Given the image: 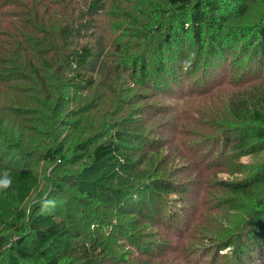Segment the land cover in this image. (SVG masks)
<instances>
[{
  "label": "rangeland",
  "instance_id": "obj_1",
  "mask_svg": "<svg viewBox=\"0 0 264 264\" xmlns=\"http://www.w3.org/2000/svg\"><path fill=\"white\" fill-rule=\"evenodd\" d=\"M91 2L0 0V171L8 165L38 179L21 205L9 196L16 182L0 191V214L14 213L0 219L4 249L52 186L51 214L93 254L58 264H264V234L259 245L252 240V227L264 221V186L253 184L264 174V149L241 144L264 127L253 119L256 110L264 114V56L250 45L264 0H247L242 15L233 7L224 12L229 20L214 33L225 50L216 55L207 52L209 35L201 49L192 31L176 43L168 0H99L89 14ZM148 23L164 28L149 32ZM64 26L71 33L61 36ZM27 34L43 38L33 58L43 81L29 74L33 53L21 45ZM55 43L88 46L87 65L73 71L93 85L67 81V68L59 86L49 64ZM189 53L194 60L185 72ZM241 101L249 112L239 117L232 103ZM12 104L26 110L12 112ZM117 132L125 163L96 164L93 150ZM61 147L65 159L49 158V149ZM156 182L170 192L148 189ZM19 211L25 217L13 221Z\"/></svg>",
  "mask_w": 264,
  "mask_h": 264
},
{
  "label": "trees",
  "instance_id": "obj_2",
  "mask_svg": "<svg viewBox=\"0 0 264 264\" xmlns=\"http://www.w3.org/2000/svg\"><path fill=\"white\" fill-rule=\"evenodd\" d=\"M98 1L99 0H92V2L88 5L86 11L89 13L93 9H97L96 5ZM168 3L170 6L174 7V13L176 15V17L174 18L176 19V25H174L172 29V36L174 40H176V43H181V41L179 40L185 37L190 31H192L191 40L193 41V43L197 42L196 45H198L199 43L200 46H198V48L201 49L202 36L204 34L209 35L208 42L212 45V50L210 52L209 46L207 45V52L209 54L213 53L214 55L225 50L222 44L223 40H218L216 38V34L219 33L221 29H223V25L229 20V17L224 15V12L227 13L229 7H233L237 12L235 15H242L247 11V8L249 7L247 0H168ZM169 24H171V22ZM147 25L148 26H146V28L149 32H154L155 30H157V32L161 33L162 29L164 28V23H160L159 26L156 24L152 25L151 23H148ZM165 28L167 29L169 28V26ZM254 32V36H252L250 39V41H252L250 42V45H255L253 48V53L254 55L256 54V56H264V18L262 19L261 27L258 29L256 28ZM70 33L71 29L64 26L61 31V36H66ZM42 41L43 38L38 39L35 37V35L27 34L24 36L23 42L21 44L23 49H26L27 51L33 53L29 60V67H31L29 68V74L31 75L32 73H34L35 75H38V79L40 81H43V79L40 77V68L36 67L33 58L37 57L36 54L39 53L37 51V46L39 43L42 44ZM65 43L66 42H64V45H66ZM55 44V46L51 45L48 49L49 52L53 54L51 63H48L51 64L52 67L56 66L59 86H61V83L63 81V78L60 77V73H66L67 68H71L74 74L69 75V77L65 75L67 81L73 84L81 82L86 85H93V80L87 77L86 74H80L78 71H75L74 73L73 71V69L77 68L78 66L87 65L88 57L91 54L88 46H82L79 50L78 48H73L72 50H64V45L62 46V43ZM19 47L21 46L19 45ZM48 50L46 54H48ZM55 59L57 60V62L53 63V60ZM48 63H44L42 66L46 68V65H48ZM12 72L17 73L18 71L13 70ZM5 73H9V76L11 75L10 72ZM15 73H12V75L10 76L11 79L15 78ZM47 94H49V100H52L51 92H47ZM14 106V104H12L11 106L13 108L12 112L15 111L22 113L26 110ZM232 107V111L234 112V114L236 116L238 115L239 117L249 112L247 104L243 103L242 101L238 104L232 103ZM256 111H254L255 113L253 114V119L264 122V114L259 112L258 110ZM66 124L68 123H63L64 126ZM122 135L123 133L117 132L109 141L97 145L93 150V153L91 154L92 160L96 164L105 163L123 165L125 163L126 156L122 152H120L118 144V142L121 141ZM250 135H246L241 140L242 147L249 145V142H253L255 146L252 147L253 150L251 152H254L255 148L263 150L264 127H257L254 131V134ZM61 149L62 147L59 149H49V158H64ZM4 169H10L12 180L18 184V186L13 189V192L9 196L12 197L18 204H23L31 195L32 188L38 183L37 176L26 169H14L8 165L5 166ZM256 179H259V182L257 181V183L253 184L264 186V174L262 176H258ZM148 189L158 192H170L171 187H169V185L167 184L156 182L153 185H148ZM118 196H120V193L118 194ZM10 211H12V209L5 208L4 211L0 214V219L3 220L4 218L5 220H7L9 217H14V213H10ZM16 217L17 219L19 218L20 220H22L25 217V214L24 212L19 211L15 218H13V221H16ZM26 221L27 222H25V220L20 221L23 230L21 228L19 229V233H17V235H21L19 238L13 241L12 246L9 248L8 252H6V249H4L6 244H4L2 240L0 241V253L3 254L4 257V263L1 264H38V259L44 260L46 264H58L59 259L67 256L72 257V259L76 258L77 255L82 257L93 256V254L91 255V252L89 253V248L87 246L77 245V243L75 242V240L77 239V233L73 232V230L65 223V221L60 220L57 216L53 214H35L27 218ZM252 228L255 234L252 240L254 241V243H258L257 245H259L260 239L258 240V238H260L261 234H264V221L262 220L256 222ZM125 260H127L126 257Z\"/></svg>",
  "mask_w": 264,
  "mask_h": 264
},
{
  "label": "clouds",
  "instance_id": "obj_3",
  "mask_svg": "<svg viewBox=\"0 0 264 264\" xmlns=\"http://www.w3.org/2000/svg\"><path fill=\"white\" fill-rule=\"evenodd\" d=\"M194 60V54L189 53L185 60L181 62L182 71L187 72L190 70L192 62ZM12 186V178L10 169H4L0 171V191H6ZM52 186L49 187L48 192H46L39 199L32 202V207L37 208V215H49L56 208V200L54 198H49L52 192ZM259 264V261L256 262Z\"/></svg>",
  "mask_w": 264,
  "mask_h": 264
}]
</instances>
